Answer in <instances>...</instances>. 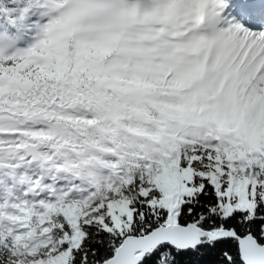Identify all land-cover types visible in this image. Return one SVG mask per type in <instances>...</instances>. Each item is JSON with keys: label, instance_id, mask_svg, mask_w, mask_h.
Returning <instances> with one entry per match:
<instances>
[{"label": "snow or ice", "instance_id": "1", "mask_svg": "<svg viewBox=\"0 0 264 264\" xmlns=\"http://www.w3.org/2000/svg\"><path fill=\"white\" fill-rule=\"evenodd\" d=\"M0 264H264V0H29L9 19Z\"/></svg>", "mask_w": 264, "mask_h": 264}, {"label": "trees", "instance_id": "2", "mask_svg": "<svg viewBox=\"0 0 264 264\" xmlns=\"http://www.w3.org/2000/svg\"><path fill=\"white\" fill-rule=\"evenodd\" d=\"M0 3L11 8L14 11V13H12V14H14L15 18H17V17H19L21 10L29 5V0H0ZM34 42L30 43L28 46L23 47L21 49H26L27 47H29Z\"/></svg>", "mask_w": 264, "mask_h": 264}, {"label": "rangeland", "instance_id": "3", "mask_svg": "<svg viewBox=\"0 0 264 264\" xmlns=\"http://www.w3.org/2000/svg\"><path fill=\"white\" fill-rule=\"evenodd\" d=\"M5 27H7V26H4V28H5ZM0 28H1V26H0Z\"/></svg>", "mask_w": 264, "mask_h": 264}]
</instances>
